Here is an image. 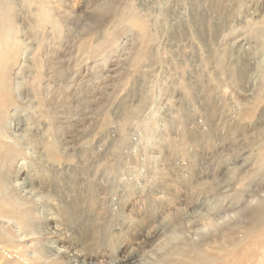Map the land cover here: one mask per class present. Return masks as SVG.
<instances>
[{
    "label": "rangeland",
    "instance_id": "374dc122",
    "mask_svg": "<svg viewBox=\"0 0 264 264\" xmlns=\"http://www.w3.org/2000/svg\"><path fill=\"white\" fill-rule=\"evenodd\" d=\"M93 1L100 3L101 0ZM192 1H202L208 11L204 16L212 15V20L209 19L207 23L196 18V26L189 23L171 31L162 24L164 17H161L162 21L156 20L152 24V14L149 16L143 12L137 0H103L100 4L103 10L95 8L92 12L107 13L96 19L90 13L89 20L75 18L70 14L73 4L80 5L81 0H0V29L11 31L20 41L21 36H27L25 38L35 44L30 47L22 42L18 44L17 41L7 40L6 58L0 60V125L6 124L13 117L14 110H19L17 112H20V116L23 115L29 130L34 129L39 135L42 134L37 136L36 145L52 144L57 153L62 157L64 155L63 159L67 160L66 171L71 181L68 188H73V195L78 196L79 201H84V197L88 198L94 191L101 194L98 214L103 218V229L98 230L91 240L99 248H109L113 245L112 241L114 242L112 236L125 223L126 216L123 211L128 204L147 222L159 212L162 201H172L168 188H163L161 182L152 175L151 146L155 141L164 143L169 140L166 130L160 124L161 129L157 126L161 115L156 109L159 113L166 111L174 125L173 129L185 145V136L196 125L202 132L212 135V125H205V116L199 111L203 109L204 102L208 105L217 103L216 106L222 109L227 106L233 116L237 114L238 106L247 105L249 113L245 114L244 128L233 121L221 120L218 129V135L223 140L226 139L224 143L227 141L226 133L230 132L235 137L241 134L238 138L241 143L246 142V148L240 150L233 143V151L216 158L215 164L236 161L241 153L250 152L255 164L249 166L244 174L247 179L244 181L248 185L245 195L255 198V202L239 216H233V221L222 226L215 234H204L205 236L196 239L193 237L196 228L188 227L182 217H178L177 223L182 224L180 227L187 234L184 237L185 246H181L182 250L165 248L162 254L148 259L149 264H264V53H261L264 52V0H252V4L263 2L260 6H253L250 0ZM225 1L231 8L234 7V2L238 3L233 14L230 13V8L222 5ZM249 5L255 14L248 11ZM42 11L50 12L49 17L43 15ZM226 18H229V23L224 21ZM132 21L139 23L132 26ZM7 35L11 36L8 33ZM171 35H178L180 38L175 48L169 51L168 39ZM239 40L249 44L250 52L254 60L260 63V67H253L245 51L235 55ZM208 42L211 49L206 46ZM176 46H179L178 49ZM24 56L29 58L28 62L23 61ZM155 59L160 63L155 62ZM149 81L156 82H153L154 86L161 87L165 84L159 98L155 100V111L150 115L146 114L147 116L143 112L146 113L148 108L142 111L139 114L145 116L142 123L125 117L129 115L125 111L127 102L140 97H143L140 100H148L143 94ZM191 82L194 83L193 89H198V92L188 87ZM247 86H251L252 94L245 97L241 92ZM14 90L22 93V97L27 94L30 96V99L24 100L25 105L15 99ZM193 92L200 96L194 99ZM184 108H190L187 115L181 110ZM219 114V110L208 112L207 117L212 119L210 124ZM190 117L195 118L196 125L188 124L186 120ZM156 133L157 139H153ZM25 143L33 144L30 140ZM107 143H112V146L105 153ZM23 146L24 143L18 146L0 139V172L5 160L6 179L12 175L14 166L21 159L32 171L47 170L39 160L30 158ZM137 146L140 148H136ZM96 148L101 149L100 155L94 163L89 164L88 157ZM180 154L181 152H177L173 157L185 164L188 159ZM79 165L85 167L84 172L74 171L79 169ZM80 174L91 184L85 185ZM179 174L184 177L179 179L180 187L188 184L191 172L186 166L181 168ZM1 180L0 175L2 186ZM210 184L208 190L214 187L213 190L219 192L217 185ZM171 187L177 188V195L183 192L182 187ZM59 188L60 190H56L54 187V190L62 195L61 186ZM127 188L132 190L128 189V192ZM205 191L198 194L195 189L194 198L211 196L210 192ZM41 203L33 200L17 205L10 197L3 198L0 195V264H65L63 260L57 259L37 261L41 256L40 251L51 241L39 215ZM7 220L17 224L18 235L7 224ZM22 233L27 234L30 239L25 237L27 241H18ZM104 237L109 243L102 242ZM128 238L129 234L124 232L120 241L126 242ZM30 240L34 244H29ZM29 251L35 252L34 259L28 257Z\"/></svg>",
    "mask_w": 264,
    "mask_h": 264
},
{
    "label": "bare ground",
    "instance_id": "6f19581e",
    "mask_svg": "<svg viewBox=\"0 0 264 264\" xmlns=\"http://www.w3.org/2000/svg\"><path fill=\"white\" fill-rule=\"evenodd\" d=\"M102 1L103 0H101L100 3H98V2H95L93 0H81L80 5L79 4H73L70 14L73 17L75 16V18L77 17L80 19L84 18V20H89V15L91 13L95 17L94 19H96V18L100 17L101 15L107 13V11H102V12H99L98 14L92 12L95 8L99 11L103 10V6L100 5L102 3ZM226 1L224 3H222V5L230 8L231 9L230 13L233 14L238 3L234 2L233 3L234 7L231 8V6H229ZM249 2H251V4L253 3L252 0H250ZM137 3H138L139 7H142L141 10L143 12L148 13L149 16L152 14V17L154 18L152 20V24H154V22H156V20L162 21L161 17H162V19L164 17L162 24L166 28L171 29V31L178 30V28H180V26H187V24H189V23L196 26V23H197L196 18L204 20L207 23H208L209 19L212 20V18H213V16L209 15V14H208V17L204 16V14L208 13V11L205 9V5L202 1H192V0H137ZM260 3H256V4H252V5L253 6H260L263 4V2H260ZM43 9H44V6H43ZM80 9H82V11H79ZM225 9L227 10V8H225ZM247 9L252 14H255V12L252 10L250 5L247 6ZM0 13H1V11H0ZM65 13H66V11H65ZM42 14L49 17L50 12H48V11L43 12L42 11ZM214 14H216V13H214ZM136 16H138V15H136ZM156 17H158V19ZM215 21L216 20H214V24H215ZM224 21L225 22L227 21L229 23V18H226ZM137 24L134 21H132V26H137ZM226 24L227 23H225V25ZM222 25H224V23ZM0 26H1V24H0ZM187 28H189V27H187ZM14 30L17 31L16 28H14ZM163 30H164V28H163ZM190 30L192 31L191 28H190ZM263 30H264V28H263ZM188 31H189V29H188ZM180 32H181V30H180ZM7 33L11 36H8ZM20 34H22V33H20ZM166 36H168V35H166ZM25 37H27V36H25ZM25 37L21 36L20 37L21 41H20L16 37V35H14L11 31L6 32L4 29H0V60H4L6 58L7 53L5 54V52L8 51V49L5 51V48L7 47V44H8L7 40H9L10 42L17 41L18 44L22 42L24 44L30 45V47L35 46L34 43H31ZM159 38H163V37H159ZM178 38H180V37H178V35H171L169 37V39H168V43H169V47H170L169 51H172L173 47L175 48V44L179 41ZM208 39H207V41H208ZM193 40H195V39H193ZM203 40H205V39H203ZM14 44H16V43H14ZM157 44H159V43H157ZM206 46H207V48L211 49L209 42H208V45L206 44ZM176 47L178 49L179 46H176ZM244 51H245L246 56L250 59V62L252 63L254 68H258L261 66L258 61L254 60L253 54L250 52L249 44L246 43L244 40H239L236 47H235V55H240ZM261 53H264V52L261 51ZM154 56H155V58L157 57L156 55H153V58H154ZM199 56H200V54H199ZM169 58H170V56H169ZM156 59L154 60L155 62L158 60V59L157 60ZM28 60H29V58L27 56H24L23 61L28 62ZM205 60L206 59H203V61H205ZM158 63H160V61ZM158 63H156L157 66H158ZM164 63H165V61H164ZM156 64H154V65H156ZM199 64H200V62H199ZM152 65H153V63H152ZM146 66H148V65H146ZM162 66H163V64H162ZM203 67H201V68L204 70ZM200 73H201V71H200ZM15 79L16 78H14V80ZM169 79H171V78L169 77ZM209 79H211V78H209ZM215 79H217V77ZM150 80H151V78H150ZM213 80H214V78H213ZM154 81H149L147 83L145 94L142 93L145 97H148L147 98L148 100H146V99L140 100L141 98H143L140 96H139L140 98H137L135 100V98L133 96L134 99L127 102V108L125 111L129 115H125V117L134 118L137 122H141V120L142 119L144 120V118H145L144 115H146V114L150 115L152 113V111H155L156 104H157L155 102V100H157V98H159L158 95L161 92V89L165 84L161 87L157 85L158 86L157 87V86H154V84H153ZM19 83H21V82H19ZM154 83H156V82H154ZM164 83H167V82H164ZM161 84H162V82H161ZM170 84H171V80H170ZM16 85H17V83H16ZM142 85H144V84H142ZM13 86H15V85H13ZM188 87L193 89L194 83H192V82L189 83ZM14 89H16V88L14 87ZM203 89L201 88V90H203ZM10 90H11V88H10ZM193 90L197 91L198 89H193ZM14 92H15V97H16L15 99H17L22 105L24 104V100L30 99V96L28 94L25 95L24 97H22V95H21L22 93L20 94L16 90H14ZM236 92H238V91H236ZM241 94H242V96H245V97L250 96L252 94L251 86H247L245 89H243ZM199 96H200L199 93L194 94V92H193V94H192V97L194 99H196V97H199ZM33 97H34V95H33ZM174 100H175V98H174ZM216 104L208 105L206 102H204L203 109L201 108L199 110L205 116V118H203L204 116L202 117L204 119L205 125H207V127H210L212 125V135L207 134L208 132L207 133L202 132V129L197 127L196 122H195V118L190 117L186 120L188 122V124L196 125L195 128L189 130L190 133H188V135L185 136V139H186L185 145L186 146L181 143L182 138L180 139V137L177 135V132L173 129L174 125H173L172 121L168 118L166 111L161 112L159 110L161 112V113H159L158 109H156V112L159 115H161V118L158 119L157 126L159 129H161L163 127L166 130L169 140L167 142H164V143H159V142L154 140L155 142L151 146V151H150L151 157L150 158H151V161L153 160L152 175L155 176L159 182H161L163 188H166V189L168 188L167 191H168L169 195L171 196L172 201L171 202L162 201L159 212L151 220H149L147 222H145L143 220V218L141 217L140 214L135 213V210H133V206L131 207L128 204L123 211V213H125V216H126L125 223L123 224L122 228L117 230L115 232V235L112 236V239L114 240V242L112 241L113 245H110L109 248H105V247L99 248L98 246H96L95 242L93 240H91V239H94L93 236L95 235V233L98 232V230L103 229L102 228L103 218H100V216L98 214V212L100 211V208H101V201L99 200L101 197V194L99 192L93 190L95 192L93 195H91L89 197L87 196L88 198L84 197V199H86V200L82 201L83 200L82 199V200H80L81 201L80 202L78 199V196L73 195L74 194L73 188L72 189L68 188L69 184H71V181H70V177L68 176V172L66 171V164H67L66 161L67 160L63 159L64 155L62 157L60 155V153H57V151L55 150V148L52 144L48 143V145H45V144L43 145L41 143H37V145H36L35 142L36 141L38 142L37 136L39 134L37 133V131L35 132L34 129L29 130L28 124L26 125V122H25L24 118L22 117L23 115L20 116L21 115L20 112H17L19 110H17L15 108L16 110H14V112H13V117L8 119V121H6V124L0 125V139H2L3 141L13 142L15 145H18V146L22 145V143H24L23 148L27 149V154L30 156V158L32 157V158H36L37 160H39L40 163L47 168V170L44 169L43 172L32 171L31 169H29L25 166L23 161H21L22 159L20 158L21 160H19L16 163V165L14 166L12 175H10L8 179H6L5 169H6L7 165H5L6 162L4 160L3 166H1L2 169L0 172V175L2 176V180H1L2 186L0 185V195L3 198H6V196L10 197L14 201V203H16L17 205H24L27 201H33V200L37 201V202L38 201L42 202L39 215L41 216V218L44 222L43 227H45V232L51 236V241L49 242L48 245H46L45 249H42L40 251L41 256L37 258V261L40 260L41 262H45V261L50 260V259H57V260H63L65 262V264H149V259L153 258L157 254H162V252L164 251L165 248H167V249L178 248V249L182 250L181 246L184 245V241H185L184 237H186L187 234H184L185 231H183L181 229L180 226L182 224L177 223L178 217H182V220L187 224L188 227L196 228L194 230L196 236L195 235L193 236L194 239H196V238H199L200 236H202L204 234H206V235H208L209 233L215 234L216 231L219 230L222 226L227 225L228 223H230L231 220L233 221L235 216H239L243 210L251 207L252 204L255 202V198H253L251 196L247 197L245 195L247 193L246 188L248 185L245 183L247 181V179H246V177H244V174L246 172V169L249 166L255 164L254 158H252L253 155H251L250 152L243 153V154L241 153V156L239 155V158L236 161L227 162V163H224L223 165L215 164L216 158L220 157L224 153H229V152L233 151V148L231 146L233 143H234V145H238L237 147L240 150L246 148V146H247L246 142L241 143V140L238 138V136L241 134H239L235 137L230 132L226 133V136H227L226 142L227 143L226 142L224 143V141L226 139L224 138L225 140H223V137H220V135H218V129L220 128L221 120L233 121L237 126L244 128L246 126L245 114L249 113L248 106L247 105L238 106L237 107V114L235 116H233V115H230L229 109H227V106H225L222 109L221 107H217ZM147 108H148V111H146ZM181 110L184 112V115H187L190 108H188L186 110L184 108ZM213 110H219L220 114H219L218 118L212 124H210V120H212V119L208 118L207 114L209 111H213ZM28 111H29V109H28ZM142 111H146V113L143 112L144 115L139 116V114ZM262 111H264V110H262ZM130 113L132 115H130ZM118 114H123V113H118ZM159 124H160V126H162L161 128H160ZM43 129H44V127H43ZM148 129H149V127H148ZM216 132H217V134H216ZM39 133H41V132H39ZM44 133H45V131H44ZM134 134H135V132H134ZM41 135H39V136H41ZM128 136H130V135H128ZM139 136H140V133H139ZM112 137H114V136L112 135ZM134 137H136V136L134 135ZM41 139H43V138L41 137ZM153 139H157V133L154 134ZM27 140L32 141L33 144L25 143ZM112 140H114V139H112ZM47 141L49 142V139ZM134 143H135V141H134ZM111 144H108L106 146V148H104L105 153H108V151H110L109 149L112 146ZM139 145H140V142H139ZM120 147H121V145H120ZM100 148H96L95 150H93L90 153V155L88 157L89 164H91L92 162L94 163L96 161V158H98V155H100L99 154L100 153L99 150H101ZM136 148H140V147L137 146ZM136 152H137V150H136ZM177 152H181V154H183L184 156L187 157L188 161L185 164H183V162H181L182 163L181 164L179 162L178 158L175 159L173 157V155ZM244 152H245V150H244ZM177 155H179V154H177ZM139 158H141V156ZM226 160H228V159H226ZM261 163H262V161H261ZM183 166L187 167V169L191 172V175L189 177L188 184H185L184 186L182 185L181 186L182 188H181L180 187L181 182L179 181V179H181V178L184 179V177H182L179 173H180L181 168ZM176 167H180V168L178 169ZM78 168L79 169L76 168L74 171L78 170L77 171L78 173H82L85 170V167L83 165H79ZM186 179H188V178H186ZM244 179L246 181H244ZM81 180H83V183L87 186L91 184V183L88 184L89 182L87 183V179L85 177H83L82 175H81ZM210 183H214L215 185H217L219 192H215L213 190L214 187H213V189L211 188L210 190H208V186L210 185L209 188L211 187ZM171 185L180 187L181 189H183V192L180 195H177L176 194L177 188L171 187ZM59 186H61L62 195H60L58 193V191L55 192V190H54V187H56V190H60ZM129 187H130V185H129ZM189 187H191V189ZM89 188H90V186H89ZM49 189H52V191H50ZM128 189L130 191L132 190L131 188H127V191H128ZM195 189L197 190L198 194H199V192H200V194H202L201 192L206 190L207 192H210L212 197L207 195L206 197L194 198V195H196L194 192ZM230 192H232L233 194H231ZM71 196H73V199L71 198ZM220 197H222V199H219ZM232 198H233V200H232ZM5 205H7V204H5ZM7 221L9 222V223L7 222V224L9 226L11 225L13 231L16 232L18 235L19 232H18L17 224L12 223L9 220H7ZM105 227H106V225H104V228ZM123 231L127 232L129 234V238L126 242L120 241V237H121L122 233H124ZM25 237H28L27 240L30 239L27 234L22 233V234H20V237H18V241H20V242L27 241L25 239ZM121 239L123 240V238H121ZM102 242L104 244H106L107 242L109 243V240L104 237V238H102ZM28 243L34 244V241L30 240ZM28 257H30L31 259H34L35 258V252L29 251ZM35 261H36V259H35Z\"/></svg>",
    "mask_w": 264,
    "mask_h": 264
}]
</instances>
